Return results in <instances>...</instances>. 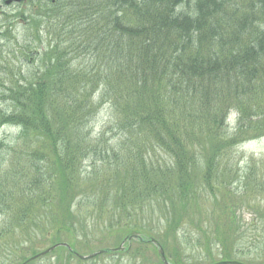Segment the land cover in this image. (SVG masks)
Here are the masks:
<instances>
[{
  "label": "trees",
  "instance_id": "16d2710c",
  "mask_svg": "<svg viewBox=\"0 0 264 264\" xmlns=\"http://www.w3.org/2000/svg\"><path fill=\"white\" fill-rule=\"evenodd\" d=\"M42 3L20 43L0 20L1 40L36 65L24 76L0 53V128L19 142L0 171V253L21 246V264L38 236L50 246L68 236L71 250L40 259L69 264L81 241L90 250L91 220L99 243L126 244L106 254L134 262L152 248L163 264L154 240L168 264H188L189 237L208 264L235 261L244 238L264 264V165L229 166L237 146L264 137V0Z\"/></svg>",
  "mask_w": 264,
  "mask_h": 264
},
{
  "label": "rangeland",
  "instance_id": "374dc122",
  "mask_svg": "<svg viewBox=\"0 0 264 264\" xmlns=\"http://www.w3.org/2000/svg\"><path fill=\"white\" fill-rule=\"evenodd\" d=\"M5 0H0V20L6 19V24H12L13 25V32L18 36L20 39L18 42H21V36L24 35V29L25 26H22V21L23 19L28 18L29 16H32L33 12L36 11L39 12L41 11V8L43 6L42 0H27L26 2H20L18 4L13 3L10 5H5ZM37 7V8H33ZM34 9V10H33ZM20 22V23H19ZM3 37L0 38V53L2 56V59L4 61H8L9 67H13L14 72L17 73V71L20 70V74L27 76L28 73L33 72L36 67V65L31 69V60L30 57H26L22 55L19 50L21 49L20 44L16 45L13 41L10 40V42L5 43V41L1 40ZM42 41L46 43L48 41V38L45 34L42 36ZM3 76H6L5 73H1ZM7 80H9L7 77H5ZM5 104L0 103V108L4 109ZM105 111L106 110H101L99 113V116L95 119V126L99 128V125L101 122L104 121L105 119ZM234 115L230 116V119H233ZM18 137V130L10 125H5L0 128V171L4 170L7 168L8 162H10V158L12 157V153L16 150L17 146L16 144H19L17 141ZM231 163L230 165H233L238 169V173L242 175L246 168L248 167L249 161L253 160L255 163H263L264 165V137L260 138L255 141H250V142H245L243 144H240L237 146L234 150L233 155L231 156ZM91 159V158H90ZM87 160L85 166H89L86 170L90 169V163L91 160ZM237 165V166H236ZM259 176H264V170L259 172ZM263 180V179H262ZM263 182V181H261ZM232 188L234 191H236V194L238 196L242 195L241 193L243 192V187H242V182L237 181L236 179H233L232 181ZM235 194V193H234ZM257 200L260 201L259 205V210L262 211L264 210V197H256ZM238 205V204H237ZM237 214H243L242 221L243 222H248L249 219V214L246 211L243 213L237 212ZM94 222V221H92ZM92 222L91 220L88 221L87 226L89 227L87 229L88 233V238L91 239L90 243L92 246L90 247V250L88 248H84V243L86 244V240L81 241V244L75 246L76 252L80 255H88L93 252H96L98 250H105L108 248H115L119 246H125L126 244H117L114 246L113 242L115 240V237H108V240L103 241L99 243V239L104 238L105 232L101 228H97L96 230H93L92 228ZM189 231V230H187ZM193 231L190 233V237L194 238ZM13 240L19 241L20 238H14ZM61 241L65 243H71V241H75L72 237L68 236H61ZM189 237H185L182 240V244L185 248V257L188 260V264H208V261L206 259V254L203 253L204 251H201V249L197 248L194 249L192 246L195 243V240L192 242ZM241 242V248H237V252L234 254L233 258L234 260L241 262V263H246L249 262L251 264H258L256 262H251V258H253L254 255L259 256L262 253V247H257V250H254L252 248H249V240L246 238L240 240ZM23 243V242H21ZM105 247V245H107ZM25 245V244H23ZM76 245V244H75ZM30 251H26L23 254L25 255L24 259H28L31 257L33 253H38L43 250H46L48 247H50V242L49 240L45 241L44 238L41 236H38L36 240L31 242L30 244ZM135 245H131L130 248V253L133 250ZM161 247V245L159 244ZM162 248V247H161ZM8 249V248H7ZM22 249L21 246H17L13 248L12 250L10 249L9 251H2L0 253V264H14L15 259L18 256V253ZM124 248L122 249L123 252ZM191 254V255H186ZM212 253H216L217 256H215L216 260H221V257L219 255V251L215 248L213 249ZM159 254H157L158 256ZM56 255H49L44 259H40L35 261L34 263L31 262L30 264H55ZM65 257V255H63ZM255 256V257H257ZM160 257V256H159ZM254 257V258H255ZM78 259V258H77ZM76 258H72L69 261V264H138L139 262L143 263H148L150 262L153 264L154 260L157 261L156 254H154L152 248H148L145 251L144 256L139 257V259H136L134 262L129 256H126V254H117V255H110V254H102L94 259H89L87 261L85 260H77ZM161 259V258H160ZM23 260V259H22ZM59 264L60 261H59ZM67 264V263H64ZM262 264V263H261Z\"/></svg>",
  "mask_w": 264,
  "mask_h": 264
},
{
  "label": "water",
  "instance_id": "95a60500",
  "mask_svg": "<svg viewBox=\"0 0 264 264\" xmlns=\"http://www.w3.org/2000/svg\"><path fill=\"white\" fill-rule=\"evenodd\" d=\"M19 1L20 0H8L6 3L9 4L11 2H19ZM152 242L158 247V253H159L160 258L163 261V263L164 264H168L166 262V260H165V256H164V252H163L162 248L159 247V245L157 243H155L154 241H152ZM58 246L68 247L66 244L52 246L49 249L45 250L44 252H42V253L36 255L35 257L31 258V260H34V259H36L38 257H41V256H44V255L48 254L49 252H51L52 250H54ZM122 249H123L122 246H120L119 248L112 249L111 251H119V250H122ZM104 253H106V251H98V252H95V253L90 254L88 256H80V255L76 254V257H78L81 260H89L91 258L96 257L97 255L104 254ZM218 264H242V263L233 261V262H221V263H218Z\"/></svg>",
  "mask_w": 264,
  "mask_h": 264
}]
</instances>
